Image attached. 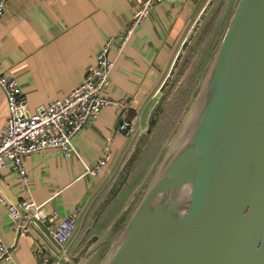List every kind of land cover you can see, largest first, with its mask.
<instances>
[{"label":"water","instance_id":"water-1","mask_svg":"<svg viewBox=\"0 0 264 264\" xmlns=\"http://www.w3.org/2000/svg\"><path fill=\"white\" fill-rule=\"evenodd\" d=\"M225 2L209 0L189 31L121 166L114 193L153 133L186 57ZM125 213L99 264H264V0L237 1L152 174L104 234L90 239L81 258L71 261L41 233L65 264H84Z\"/></svg>","mask_w":264,"mask_h":264},{"label":"crops","instance_id":"crops-1","mask_svg":"<svg viewBox=\"0 0 264 264\" xmlns=\"http://www.w3.org/2000/svg\"><path fill=\"white\" fill-rule=\"evenodd\" d=\"M141 1L9 0L0 21V60L5 72L17 78L28 112L33 114L37 107L67 96L94 64L105 42L129 22ZM208 1L158 4L120 51L112 43L108 58L114 60V66L102 93L111 99L126 98L129 107L124 112L112 105L102 108L98 117L75 136L76 154L66 157L57 149L34 152L24 160L25 179L13 170H0V190L2 186L9 193L2 191L9 202L32 200L56 209L62 218L78 209L76 229L63 247L64 253L47 235L71 261L81 258L79 253L90 239L101 237L94 227L99 212L92 215V207L112 184L132 149L134 141L119 131L118 125L122 120H132L139 129L144 127L157 94ZM7 115L0 87V132ZM107 148L114 156L105 170L85 174L83 163H93ZM29 226L25 235L18 236L7 207L0 201V237L12 254L9 261L0 264H65L41 233L47 234L45 228ZM110 238L84 264H96Z\"/></svg>","mask_w":264,"mask_h":264},{"label":"built area","instance_id":"built-area-1","mask_svg":"<svg viewBox=\"0 0 264 264\" xmlns=\"http://www.w3.org/2000/svg\"><path fill=\"white\" fill-rule=\"evenodd\" d=\"M9 0H0V21ZM192 0H142L132 18L120 32L109 38L95 57L93 65L87 68L82 81L65 97L56 99L49 105L39 106L31 114L28 102L14 75L8 74L0 60V87L2 88L8 115L0 132V170H13L25 179L24 160L30 154L44 149H57L63 156L76 154L74 138L84 125L96 119L107 105L124 112L128 109L126 98L111 99L103 95V89L110 82V71L114 60L108 58L109 47L116 43L120 51L135 30L144 22L154 6L161 3H187ZM118 130L131 141L139 131L135 121L122 120ZM112 149H104L91 164L83 163L85 174L97 175L105 170L113 159ZM0 201L7 207L9 218L14 223L18 236L25 235L33 221L42 225L47 235L64 247L71 239L77 224L78 209L74 208L66 217H61L56 209H48L32 200H22L17 204L9 202L0 190ZM24 212L21 215L20 211ZM65 252L64 248L62 249ZM11 249L0 237V263L11 259Z\"/></svg>","mask_w":264,"mask_h":264},{"label":"rangeland","instance_id":"rangeland-1","mask_svg":"<svg viewBox=\"0 0 264 264\" xmlns=\"http://www.w3.org/2000/svg\"><path fill=\"white\" fill-rule=\"evenodd\" d=\"M237 1L238 0H226L224 5L222 6V8L218 11L217 15L215 16L212 24H210L211 28H210V26L208 27L203 38L200 40V45L195 47L194 50L192 51V53L188 57H186V59L184 61V68L180 72L177 80L175 81V83L171 87L169 99H168L167 103L169 101H172L173 99H175V101L170 105V107L167 109V111H165L164 115H162L160 117L159 123L157 124V126H155L153 133H151V135L149 136V139L145 145V148L138 155V157L133 162V164L130 166V169H128V177L126 179V182L129 179L132 180L134 178L137 179L140 176H142V177H141L138 185H136V187L133 189V191L131 193H128V195L126 196V198H125L126 201H125L122 209L125 207V205L127 204L129 199L131 198L134 191L143 183V181L148 180V178L152 174V171L154 169V165L157 164V162L159 161L160 157L162 156L164 150L166 149V146L168 144L169 139L173 136V134L177 130L178 125L180 123V120H181L182 116L184 115L185 111L187 110L188 104L185 107V109L182 110V113L180 114V116L177 113V110L176 111H173V110H175V108L179 106L181 99L183 98L190 81L187 82V85L185 84V88L183 86L180 87V85H182V82L184 81V79L186 77L189 78V80H190V77H192L194 75V67L199 63V61H200L199 59H201L203 52L205 50H206V53L209 52V50L211 49L210 43L214 40V38H215L214 36L218 34L220 28H223V25L225 24L223 31L221 29L220 38L216 40V46L213 49L212 53L214 52V50L216 49V47L218 45V42L220 41V39H221V37H222L226 27H227L228 22L232 16V13L234 11V8L236 6ZM207 34H208V36H207V38H205ZM210 58H211V56H210ZM210 58H209V60H210ZM206 66H207V64H206ZM205 67H204L202 73L196 79H194L195 80V82L193 83L194 84V86H193L194 87V89H193L194 94L196 93V91L198 89V83H199V81H200V79L204 73ZM184 76H186V77H184ZM167 103L165 106L168 105ZM158 128H159V130H158ZM167 132H168V136L165 139L164 136H165V133H167ZM135 138L132 139L131 141H134ZM164 139H165V141H164ZM149 142H151V143L149 144ZM156 146L159 147L157 149L156 153L150 154L151 148L156 147ZM128 156H129V154H128ZM128 156L125 157V160H127ZM125 160H124V162H125ZM138 162H139V165H138ZM123 163H122V165H123ZM121 169L123 171L124 167L123 168L120 167L118 169L112 184L108 188V191L106 193L104 192L103 196L101 197L100 201H102V205H101L102 207H104L106 205V203H108L111 199H113L118 194V192L122 189L123 186L119 189V191H117L115 193L112 191L113 184H114L115 180L117 179ZM122 209L120 210V212L122 211ZM127 214L128 213H125V215L122 217V219L116 225L115 230L112 233L110 241L107 243L106 248H108L110 243L113 241V239L115 238V236L119 232L120 227H122ZM101 236H102V234H101Z\"/></svg>","mask_w":264,"mask_h":264},{"label":"trees","instance_id":"trees-1","mask_svg":"<svg viewBox=\"0 0 264 264\" xmlns=\"http://www.w3.org/2000/svg\"><path fill=\"white\" fill-rule=\"evenodd\" d=\"M224 25H223V28H220L218 34L214 36L215 37L214 40L210 43L211 49L209 50V52L206 53V50H205L202 54L201 59H199L200 61L198 60L199 63L194 67V75L192 77H190V80H189V78H185V80L182 82V85H180L181 87L182 86L185 87V84L187 85V82L190 81L188 84V88H187L183 98L181 99L179 106L176 108L174 107L175 110H173L174 108L172 109L173 111L177 110V113L179 114V116L182 113V110L185 109L189 100L191 99V97L194 94V92H193V89H194L193 83L195 82L194 79H196L202 73L204 67L206 66V64H207V62H208V60L212 54V51L216 46V40L220 38L221 29H222V31L224 29ZM155 121L153 123L154 128L156 126ZM159 128H158V130H159ZM167 136H168V132L165 133V136H164L165 139L167 138ZM165 139H164V141H165ZM151 142H149V144ZM158 148L159 147H157V146L151 148L150 154H155ZM138 165H139V162H138ZM141 177L142 176L138 177L137 179L134 178L132 180L131 179L127 180V182L123 185L122 189L118 192V194L113 199H111L108 203H106V205L104 207L101 206L100 199L103 196L104 192L106 193L108 191L109 187L98 197V199L94 203L92 210H91L92 215L99 212V215H98L97 219L95 220V225H94L95 232L97 234L101 235L106 230V228L111 224V222L115 219V217L119 214L120 210L122 209V207L126 201V199H125L126 196L128 195V193H131L133 191V189L136 187V185H138ZM100 207H101V210H100ZM104 251L105 250L103 249L101 255L104 253ZM101 255L96 260L97 261L96 264L101 259Z\"/></svg>","mask_w":264,"mask_h":264},{"label":"flooded vegetation","instance_id":"flooded-vegetation-1","mask_svg":"<svg viewBox=\"0 0 264 264\" xmlns=\"http://www.w3.org/2000/svg\"><path fill=\"white\" fill-rule=\"evenodd\" d=\"M210 28H211V26H210ZM207 36H208V34L206 35V37L205 38H207ZM200 45V44H199ZM198 45V46H199ZM181 87V86H180ZM179 87V88H180ZM178 88V89H179ZM185 88V87H184ZM175 101V99H173L172 101H169L167 104V106H165L164 108H162V109H160L159 110V112H158V115H157V118H156V126H157V124L159 123V120H160V117L162 116V115H164V113H165V111H167V109L170 107V105L173 103Z\"/></svg>","mask_w":264,"mask_h":264}]
</instances>
